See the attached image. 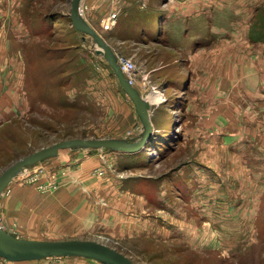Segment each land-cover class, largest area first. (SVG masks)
<instances>
[{"label":"rangeland","instance_id":"374dc122","mask_svg":"<svg viewBox=\"0 0 264 264\" xmlns=\"http://www.w3.org/2000/svg\"><path fill=\"white\" fill-rule=\"evenodd\" d=\"M5 1L4 8L0 0V176L62 141H137L144 123L104 54L97 53L95 40L73 26L72 0ZM82 1L80 12L87 21L88 6ZM177 1L139 0L140 7L151 8L148 25L120 27L122 8L104 18L97 30L117 61L135 64L134 87L149 101L153 138L134 153L75 146L25 166L0 194V224L11 234L97 241L136 264H264V179L255 164L264 156L250 146L256 142L253 136L250 145L243 140L248 135L242 125L252 121L249 111L242 112L238 88L244 85L238 71L253 62L245 55L251 50L248 41L264 42V0H230L228 10L216 14L213 30L219 34H195L206 29L189 24L185 36H178L176 24L163 18L162 9L177 8ZM48 15L55 23L44 31ZM113 16L116 23L106 28ZM248 29L254 33L246 35ZM155 94L158 102L152 99ZM232 141L239 144L236 153ZM95 152L106 172L100 177L103 194L86 193L109 211L113 229L43 233L48 230L38 227L37 208L59 191L64 176L69 184H79L67 170ZM243 153L251 154L253 166L241 161ZM31 175H38L39 183L56 176L59 187L41 191L26 183ZM129 189L143 196L153 191L155 207ZM65 258L69 264L75 259L107 264L80 256L0 258V264H65Z\"/></svg>","mask_w":264,"mask_h":264},{"label":"crops","instance_id":"0c3cea01","mask_svg":"<svg viewBox=\"0 0 264 264\" xmlns=\"http://www.w3.org/2000/svg\"><path fill=\"white\" fill-rule=\"evenodd\" d=\"M138 1L139 0H83L82 4L88 6V9L86 11V19L88 23L96 30H99L98 28H103L104 18H106L112 12L121 10L122 8L123 15L119 18L120 27H122V25H125V29H128V27L131 28L134 25L138 24L141 26L144 21L145 24L148 25L150 21L147 17V11L151 8H148L147 5L145 8L140 7ZM222 1L226 2L227 4L220 5L219 0H179L176 3L177 8H168L167 10L162 9L164 13L163 18L172 21V26H175L176 24V34L178 36H185L187 34L189 24H192L195 28L204 27L206 29L203 32L197 31L198 33L195 32V34H219V32H216L217 30H213L215 27H218L217 25H215L216 14L217 12H219V10L227 11L230 0ZM2 2V6L5 8L6 6L4 3H6V1L2 0ZM1 13L2 17H4V12L2 10ZM125 19H130L131 21H133V23L128 26L124 22ZM189 21L191 22L189 23ZM143 28L144 27L142 26V29ZM119 30L121 29L119 28ZM225 32H228V35H231L230 31L224 30V33ZM233 32L234 31H232V33ZM167 33L170 32L167 30ZM252 33H254L252 30H246V35L249 36ZM235 34H238V32L236 31ZM248 42L251 43L249 44V49L251 50L250 52H246L245 55L246 57L248 56L251 60H253V62H250L248 65L241 67L242 69L240 68V70L238 71V81L242 79L244 83L242 87L238 86L239 91L243 95H241L243 100L242 112H244V108L249 111V113L251 114L250 119L252 121L250 124L242 125L243 130H247L248 135V138L243 140H247L248 145H250V143L252 142V140L250 139L251 136H253L256 142H254L250 146H252V149L256 148L257 150V147L261 149L262 155L264 156V127L258 128V126H256V122L264 126V42ZM258 45L260 46L258 47ZM257 47L258 50L255 51ZM253 69H255V71L257 72L256 78H254L253 76ZM250 80L254 81L251 82V86H249L247 83ZM245 83H247V85ZM242 121H245L244 117L242 118ZM236 144L237 143L235 141L231 142V148L234 147L233 149L235 153L237 152V148L239 146V144ZM92 155L93 157L84 159L79 163L77 167H73L71 171L67 170L66 175L77 177V179L80 180L79 184H69V182L66 181L69 177L64 176V184L59 189V191L50 193L48 196L49 202L37 208V211L39 212V214L37 215V223L39 220L41 221L38 227L42 226V228L48 230L43 233L63 235L73 234L74 232L81 231L85 232L89 230H103L108 232L109 230L113 229V222L111 220L112 215L109 216V211H106L105 208H102L99 204H97L94 197L93 200L91 197H87V190L90 192V195L91 192L94 196L96 194H103L100 190V179L102 178H100L101 176L93 174V169L95 167H102L100 163L101 161L99 158V153L95 152ZM250 155L251 154L243 153L241 161H246V164H249V166H253L252 164H254L255 162L250 157ZM259 162L260 163L256 162L255 164L260 165L261 173L264 179V157H260ZM129 190L130 191L128 192H130L131 194H135L136 196H142V198H145L147 200V205H151L150 207H155L156 199L154 197V194H152L153 191H145L143 196V193H139L137 191L132 192L131 189ZM133 200L137 201L135 197ZM29 211L30 207H27L25 210V214H28ZM120 229L123 228L120 227ZM67 238L60 237V239ZM67 262H69V259L65 258V264H69ZM71 264H89V262L75 259L71 260Z\"/></svg>","mask_w":264,"mask_h":264},{"label":"water","instance_id":"95a60500","mask_svg":"<svg viewBox=\"0 0 264 264\" xmlns=\"http://www.w3.org/2000/svg\"><path fill=\"white\" fill-rule=\"evenodd\" d=\"M80 0H72L71 20L73 26L90 35L96 43L97 53L104 54L106 61L117 74L121 86L132 99L136 110L144 123V131L135 142L110 139H71L43 148L11 166L0 176V194L6 185L25 166L38 161L61 149L79 146L86 149H116L124 153H134L144 149L154 136V126L148 111L149 101L143 100L138 91L129 83L117 61V55L104 37L97 32L80 12ZM80 256L93 258L107 264H136L123 253L97 241L66 239V240H33L19 238L11 234L0 224V257L8 261L40 260L47 257Z\"/></svg>","mask_w":264,"mask_h":264},{"label":"built area","instance_id":"2783aa9c","mask_svg":"<svg viewBox=\"0 0 264 264\" xmlns=\"http://www.w3.org/2000/svg\"><path fill=\"white\" fill-rule=\"evenodd\" d=\"M114 18H109L108 21L105 23V27L106 28H110L111 26H113L116 23V16H113ZM118 63L121 67V70L123 71V73L125 74L127 80L129 81V83L131 85H135V71H136V67L135 64L129 60V59H125V58H119L118 59ZM105 169L102 167H98L95 171L94 174L97 176H103L105 175ZM66 172H63V174L61 175H65ZM58 177L56 176H50L48 178V182L47 183H39V176H28L26 177V183L28 184H34L37 185V188L41 191H50V190H57L59 187V182H58ZM38 184H40L38 186Z\"/></svg>","mask_w":264,"mask_h":264},{"label":"trees","instance_id":"16d2710c","mask_svg":"<svg viewBox=\"0 0 264 264\" xmlns=\"http://www.w3.org/2000/svg\"><path fill=\"white\" fill-rule=\"evenodd\" d=\"M52 15H48V16H46L44 19H45V23L43 24L44 25V31L45 30H48V29H50L51 27H53V23H55V21H52ZM41 33H43V29H41ZM70 103H68V105H69ZM0 258H2V257H0Z\"/></svg>","mask_w":264,"mask_h":264},{"label":"bare ground","instance_id":"6f19581e","mask_svg":"<svg viewBox=\"0 0 264 264\" xmlns=\"http://www.w3.org/2000/svg\"><path fill=\"white\" fill-rule=\"evenodd\" d=\"M155 95H156V96H153L152 99H153L154 101H157V102H158V101H159V98H158L157 94H155Z\"/></svg>","mask_w":264,"mask_h":264}]
</instances>
